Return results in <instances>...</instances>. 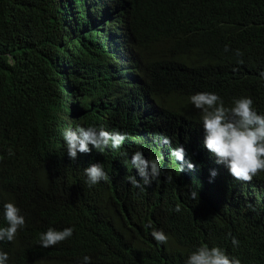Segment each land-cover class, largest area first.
Segmentation results:
<instances>
[{
    "label": "trees",
    "instance_id": "trees-1",
    "mask_svg": "<svg viewBox=\"0 0 264 264\" xmlns=\"http://www.w3.org/2000/svg\"><path fill=\"white\" fill-rule=\"evenodd\" d=\"M108 18L134 42L123 76L90 35ZM194 92L218 93L226 107L249 93L264 109V0H0V227L9 201L27 223L14 241H0L9 264H82L85 255L92 264H185L205 244L264 264V171L260 187L201 174L187 181L199 191L192 200L161 178L144 184L129 164L148 127L196 134ZM73 93L109 115L106 128L128 133L104 164L109 181L91 187L89 160L70 158L62 135ZM119 111L129 118L119 121ZM66 227L75 229L70 239L39 244L42 232ZM153 229L168 235L166 245Z\"/></svg>",
    "mask_w": 264,
    "mask_h": 264
},
{
    "label": "clouds",
    "instance_id": "clouds-1",
    "mask_svg": "<svg viewBox=\"0 0 264 264\" xmlns=\"http://www.w3.org/2000/svg\"><path fill=\"white\" fill-rule=\"evenodd\" d=\"M106 12L109 15L110 8ZM116 14L115 10L113 16ZM120 24L121 21L103 19L102 25L90 32V35L102 45L107 60L113 64V68L115 66L119 76H123L129 72V58L133 53L130 48L134 42L118 32ZM122 47L125 50L119 51ZM135 50V57L145 65ZM225 50H229L227 46ZM127 92L130 93V90ZM73 94L69 96L70 104L62 125V135L70 158L76 159L79 154L81 158L89 160L84 171L86 183L91 187L101 181H109L104 164L113 149L122 147L128 133L122 124L118 129L106 128L109 115L102 114L91 100ZM235 96L232 106L226 107L218 93L194 92L189 100L197 115L199 130L193 137L180 139L174 135L169 136L165 128L148 127L141 135V150L129 156L130 166L138 172L143 183L150 184L152 179L161 178L164 182L177 184L182 192L189 191L192 200L199 198V191L190 190L187 181L199 182V176L204 173L210 174L207 177L209 181H213L223 171L229 178L233 176L241 181H254L259 186L261 180L258 173L264 171V109L254 104L256 100L249 93ZM129 113L119 111V121H126ZM82 117L87 122L81 120ZM179 133L180 130L177 135ZM9 154H12L11 149ZM126 179L134 187L142 188L136 176H128ZM3 208L6 226L0 227V241L11 242L15 240L18 231L27 226L26 217L15 202H6ZM175 210L180 212V206L177 205ZM74 231V227L63 230L49 228L40 234L39 244L43 248L53 247L70 239ZM151 235L160 244L166 245L169 239L162 230L153 229ZM239 243L236 237H232L234 247H238ZM0 264H9V254L5 251H0ZM82 264H92V257L85 255ZM185 264H241V261L219 246L209 247L205 244L192 251Z\"/></svg>",
    "mask_w": 264,
    "mask_h": 264
},
{
    "label": "bare ground",
    "instance_id": "bare-ground-1",
    "mask_svg": "<svg viewBox=\"0 0 264 264\" xmlns=\"http://www.w3.org/2000/svg\"><path fill=\"white\" fill-rule=\"evenodd\" d=\"M207 11H209V9H207ZM207 14V12L205 13V15ZM67 17H68V15H67ZM164 46V45H163ZM164 48V47H163Z\"/></svg>",
    "mask_w": 264,
    "mask_h": 264
},
{
    "label": "rangeland",
    "instance_id": "rangeland-1",
    "mask_svg": "<svg viewBox=\"0 0 264 264\" xmlns=\"http://www.w3.org/2000/svg\"><path fill=\"white\" fill-rule=\"evenodd\" d=\"M192 95H193V93H192Z\"/></svg>",
    "mask_w": 264,
    "mask_h": 264
}]
</instances>
